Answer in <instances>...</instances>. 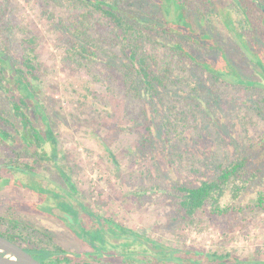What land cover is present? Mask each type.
<instances>
[{
    "label": "rangeland",
    "instance_id": "obj_1",
    "mask_svg": "<svg viewBox=\"0 0 264 264\" xmlns=\"http://www.w3.org/2000/svg\"><path fill=\"white\" fill-rule=\"evenodd\" d=\"M216 1L224 15L217 22L218 45L226 49L228 58L244 77L259 79L262 72L258 71L254 54L250 51L247 55L237 41L231 40L225 25L230 0ZM142 2L145 10L155 11L158 6L153 0ZM248 2L253 17L260 18L254 20L255 29L246 34L247 40L257 41L255 47L264 48L260 0ZM1 6L7 10L2 20L3 36L8 39L16 60L22 58L19 50L23 38H35L40 69L33 83L44 118L40 126L53 130L55 143L46 147L57 154V162L65 167L76 185L79 201L74 204L84 203L88 210L111 220L112 225L135 230V236L149 240L152 248H157L153 246L157 241L181 250L229 253L231 257L225 263L264 262V210H251L253 193L244 198L246 212L222 217L200 212L193 223L176 220V210L167 198L175 182H197L204 173H210L209 166L217 157L232 159L249 146H254L251 152L255 155L251 166L261 170L257 181H264V117L256 115L243 102L249 91L223 78H214L203 67V62L215 68L225 65L215 63L219 50L208 46L196 49L195 61L192 57H179L162 43L147 44L148 52L157 57L160 65H171L180 87L171 86L159 101L158 110L150 109L155 141L152 148L144 149L139 125L143 109L149 103L145 98L127 95L120 69H110L111 53L118 52L113 47L110 27L100 23L99 16L93 18L91 36L107 54L97 60H77L78 57L69 58L70 41L61 28L74 18L75 10L45 0H0ZM113 63L119 66V62ZM192 86H198L202 94L198 96L197 87ZM8 101L2 95L1 106L8 108ZM166 117L171 119V134L163 126ZM23 153L24 147L7 141L0 143V168L8 169L11 161L22 162L28 155ZM39 173L38 180L45 187L69 199L68 184L53 161L42 164ZM11 176L14 175L0 169V216L4 220H24L43 227L67 250L89 249L62 220L66 212L60 206L54 207L53 214L37 209L35 203L43 202L46 196L15 184L13 177L10 184L1 181ZM130 183L146 188L142 197L130 188ZM50 201L56 204L54 198ZM77 210L83 219L91 220L89 227L97 225L85 209ZM71 221L74 223L77 218L72 215Z\"/></svg>",
    "mask_w": 264,
    "mask_h": 264
},
{
    "label": "trees",
    "instance_id": "obj_2",
    "mask_svg": "<svg viewBox=\"0 0 264 264\" xmlns=\"http://www.w3.org/2000/svg\"><path fill=\"white\" fill-rule=\"evenodd\" d=\"M45 1L54 2L58 6L68 7L77 12L70 22L61 25L70 41L69 58L97 60L102 55L105 56L107 51L102 50L91 36L90 23L93 18L99 16L100 23L110 27L113 47L118 48V52L111 53L112 57L108 60L110 69L113 71L116 70L115 68L120 69L122 87L127 95L145 98L149 103L148 107L143 109V120L139 125L143 135L142 148H152L155 141L150 109L158 110L159 101L164 99V94L168 93L171 86L180 87V81L178 82L171 65H160L157 57L148 52L146 46L150 42L162 43L179 57L188 56L194 60L197 59L193 52L196 49L208 46L210 49L219 50L220 54L217 56L218 59H215V63L220 65L225 63V65L215 68L203 62V67L214 78L220 80L223 78L233 86L249 91L250 95L247 93L243 102L256 115L264 117V48L255 47L258 42L249 43L246 37L247 33L255 29L254 20H259L260 17H253L248 0H230L225 25L231 34V40L237 41V45L241 46L247 55L250 51L254 54L258 71L262 72L259 79L244 77L228 58L226 49L218 45L217 22H220V18L222 17V20L224 15L220 3L216 0H153V3L158 5L155 11L149 8L145 10L142 0ZM260 4L263 20L264 0H260ZM6 14V8L1 6L0 143L7 141L11 145L24 147V152L28 155L22 162L11 161L8 169L1 167L0 169L14 175L11 178H2L1 181L4 184H10L14 179L15 184L26 186L42 195L43 198L45 195L46 199L43 202L35 203L34 206L37 209L53 214L54 207L60 206L66 212L62 220L75 234L91 245L92 249L78 253L70 252L54 241L53 233L49 230L24 220L10 218L4 220L2 216H0V234L10 238L26 251L34 252L36 256L31 254L45 264H75L76 262L92 264L90 260L98 255L99 259L102 257L106 259L110 254L109 238L114 237H122L121 246L122 243L126 244L127 250L124 253L127 255L128 262L132 260L131 256L137 253L159 255L188 253L194 256L190 258L192 264H198L202 256L208 260L217 258L224 259L222 260L224 262L228 260L231 257L229 253L217 255L199 250H166L168 247L154 240L156 243L153 246L161 249L157 251L149 245L152 244L149 240H143L142 236H135L137 233L135 230L112 225L111 220L101 218L97 213L88 210L84 203L74 204L75 201H79L76 196V185L65 167L57 162V154L47 150L46 147L48 143H55L53 130L48 126L44 130L40 126V120L44 118L37 87L33 83V80H37L40 69L35 53V38H23L19 50V56L21 55L22 58L16 60L11 54L8 39L3 36L2 20ZM251 38L254 39L253 36ZM113 60L119 62V66L113 63ZM196 87L198 89V86ZM196 87L192 86V88ZM173 88L171 91H174ZM200 94L202 91L198 89L197 95L200 96ZM2 95L9 100L8 108L1 106ZM170 122V117H166L163 121L167 134H171ZM253 147L249 146L246 151L232 159L220 160L217 157L209 166L210 173H204L197 182H175L167 198L176 210V220L193 223L200 212H206L211 217L227 216L234 212L244 213L247 211L244 209L247 205L244 198L249 193H253L254 196L251 210L254 211V208L264 210V181L260 183L257 181L261 170L251 166L255 156L251 152ZM53 148L55 149V146ZM21 157L22 154H20ZM47 161H53L60 169L62 177L68 184L66 196L69 199L62 198L59 193L45 187L38 180L39 168ZM130 188L139 197H142L146 191L145 187L135 186L134 183H130ZM53 198L56 204L51 203L50 200ZM77 209H85L87 215L96 220L97 225L89 227L91 220L83 219L82 213H79ZM70 215L71 218H69ZM72 215L77 218L74 223L71 221ZM178 260L184 261L182 258ZM257 263L264 264L263 261Z\"/></svg>",
    "mask_w": 264,
    "mask_h": 264
},
{
    "label": "flooded vegetation",
    "instance_id": "obj_3",
    "mask_svg": "<svg viewBox=\"0 0 264 264\" xmlns=\"http://www.w3.org/2000/svg\"><path fill=\"white\" fill-rule=\"evenodd\" d=\"M90 224H92V223H90ZM117 226H122V225H117ZM76 236H78V235L76 234ZM78 238L84 244H86L89 247V249H85V250H81V251H70V250H68V251L78 253V252H84V251H88V250L92 249L91 245L86 243L79 236H78ZM120 242H123L122 237H120V238H116V237L109 238L108 250H109L110 254L106 257V259H104L103 257L99 259L98 258L99 255L96 256V258H94L93 260H90L92 262V264H192L190 258L194 257L193 255L188 254V253H184V254L180 253V254H175V255H171V254H169V255L168 254H162V255L160 254L159 255V254L137 253V254L132 255L131 256L132 260L128 262L127 255H126V253H124L127 250V246L125 243H122V246H121ZM118 245H120V246H118ZM165 247H167V246H165ZM130 249L134 250L132 248H130ZM154 249H156V250L159 249L157 251L161 250L160 248H154ZM169 249L171 250V249H178V248L168 247L166 250H169ZM185 251H192V249H185ZM118 252H121V253L118 255L117 254ZM217 255H220V254H217ZM178 258H182L184 261L181 262L180 260H178ZM234 261H235V259H234ZM222 262H224V261H222L219 258L208 260L204 256H202L201 260L198 264H234L233 262H228V263H225V262L222 263ZM75 264H81V263L76 262ZM249 264H258V263H249Z\"/></svg>",
    "mask_w": 264,
    "mask_h": 264
},
{
    "label": "water",
    "instance_id": "obj_4",
    "mask_svg": "<svg viewBox=\"0 0 264 264\" xmlns=\"http://www.w3.org/2000/svg\"><path fill=\"white\" fill-rule=\"evenodd\" d=\"M159 250V249H157ZM0 264H45L22 246L0 234Z\"/></svg>",
    "mask_w": 264,
    "mask_h": 264
}]
</instances>
